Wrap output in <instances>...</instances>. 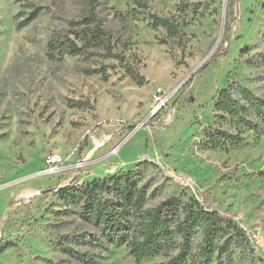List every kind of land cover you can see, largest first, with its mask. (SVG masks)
<instances>
[{
  "label": "rangeland",
  "instance_id": "rangeland-1",
  "mask_svg": "<svg viewBox=\"0 0 264 264\" xmlns=\"http://www.w3.org/2000/svg\"><path fill=\"white\" fill-rule=\"evenodd\" d=\"M89 1L0 0V264L166 261L174 252L136 263L125 244H100L65 188L121 170L139 173L150 204L178 195L245 230L249 241L231 243L222 264H264V130L245 129L238 147L202 143L229 81L264 96V0ZM93 9L123 62L99 46L52 49ZM206 244L197 231L185 264L201 263Z\"/></svg>",
  "mask_w": 264,
  "mask_h": 264
},
{
  "label": "trees",
  "instance_id": "trees-1",
  "mask_svg": "<svg viewBox=\"0 0 264 264\" xmlns=\"http://www.w3.org/2000/svg\"><path fill=\"white\" fill-rule=\"evenodd\" d=\"M93 12L94 9L82 22H77L79 28L74 30L73 39L67 35L51 39L52 49L63 55H76L99 46L107 56L123 62V55L113 51L111 30ZM149 17L153 26H162L169 33L176 32L168 18L155 14ZM126 69L134 79L143 81L130 68ZM91 71L101 72L106 77L103 68ZM214 99L216 120L204 130V147H238L246 140L243 135L245 129L264 130V96L244 83L229 81ZM227 119L230 125L225 128ZM218 122L220 125H216ZM65 188L71 201L78 206L79 216L101 233L105 241L99 240V243L125 244L136 263L174 252L166 261L152 264H185L193 250V237L199 230L207 241L205 246L198 247L202 260L199 264H222L221 259L230 255L231 243L249 241L247 232L234 221L214 210L205 209L195 200L183 201L177 195L150 204L151 194L147 186L140 183L138 172L121 170L81 184L75 180ZM218 238H222L221 243H215Z\"/></svg>",
  "mask_w": 264,
  "mask_h": 264
},
{
  "label": "built area",
  "instance_id": "built-area-1",
  "mask_svg": "<svg viewBox=\"0 0 264 264\" xmlns=\"http://www.w3.org/2000/svg\"><path fill=\"white\" fill-rule=\"evenodd\" d=\"M160 92V90H158ZM166 100V96H160L159 94L156 96V101H163ZM61 162L60 157L57 155H53L47 158L46 163L50 166V169H53L54 166H58Z\"/></svg>",
  "mask_w": 264,
  "mask_h": 264
}]
</instances>
